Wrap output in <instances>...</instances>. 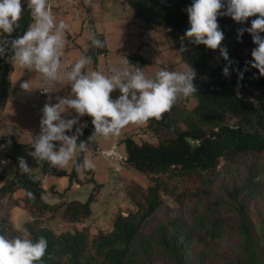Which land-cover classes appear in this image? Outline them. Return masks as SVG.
I'll return each mask as SVG.
<instances>
[{"label": "trees", "instance_id": "obj_1", "mask_svg": "<svg viewBox=\"0 0 264 264\" xmlns=\"http://www.w3.org/2000/svg\"><path fill=\"white\" fill-rule=\"evenodd\" d=\"M224 2L226 5V0ZM192 3L193 0H124V4L148 29H163L164 37L171 48L178 52L181 62L186 66L190 65L196 72L194 84L197 93L190 96L196 102L195 107L191 111L179 110L177 100L161 120L151 119L147 122V131L155 138V144L136 143L132 136L121 140L127 156L126 165L149 177L150 185L146 189L143 203L138 204L136 211L129 212L126 216L117 215L111 231L98 232L92 240H89L86 228L56 234L43 226L44 221L59 217L74 224L89 218L90 206L96 200L100 186L90 177L86 182L92 183L93 189L85 202L70 200L52 206L42 200L44 192L41 180L46 175H66L69 185L81 184L76 163L83 160L85 152L78 153L70 171L65 174L50 168L46 161L37 163L29 156L28 153L34 150L31 143H19L12 135L0 136V160L10 161L15 168L11 179L0 176V181L3 182L0 187V207L9 201L13 206H22L32 218L21 230H14L8 215L1 213L0 235L11 239L21 235L22 230L27 228L34 240L45 237L48 249L43 264H129L139 252H148L147 246L139 237L145 222L162 206V182L158 180L159 176L203 179L205 175L215 171L221 160L248 154L264 155V76L257 69L251 68L248 62L252 57L245 60L239 54L241 47L250 51L256 47L251 35L245 32L239 41L237 39V30L251 27V21L256 17H250L246 23L240 24L229 16H219L218 24L224 33V39L220 48L214 51L183 39L185 31L190 27L186 9ZM23 7L20 26L12 33L11 38L23 35L33 22L27 3ZM5 35L0 32V38ZM260 35L264 37V33ZM182 46L185 51H180ZM221 48L227 50L228 60L222 57ZM11 55L9 51L8 57L0 58V114L10 88L9 77L14 65ZM127 59L136 67L143 68L146 65V61L138 53L129 55ZM225 66H229L230 74L227 77L223 75ZM176 115L181 117L182 128L174 126ZM230 121L233 123L229 124ZM84 124L87 127H84L79 140L88 144V150L96 152L95 139L88 141L92 131L87 115ZM18 157L27 160L32 168L30 174L21 172ZM84 172L86 175L92 173L91 170ZM245 185L247 193L255 185L250 174ZM19 190L24 192L23 198L13 199V195ZM236 215L238 255L228 264H264V215H259L257 222L252 223L245 203L237 205ZM171 226L174 231H178L175 223ZM219 230V224L213 223L212 238L219 236ZM173 236L167 238L159 233L155 243L169 262L184 264L182 245L190 240V236L183 231L178 237Z\"/></svg>", "mask_w": 264, "mask_h": 264}, {"label": "clouds", "instance_id": "obj_2", "mask_svg": "<svg viewBox=\"0 0 264 264\" xmlns=\"http://www.w3.org/2000/svg\"><path fill=\"white\" fill-rule=\"evenodd\" d=\"M27 8L33 23L23 35L11 38L20 26L24 11L22 0H0V32L6 34L0 38V58L8 57L11 51L12 63L40 74L41 79L35 87L29 81L21 84L26 91L38 88L47 94L57 83L71 87L69 97H56L58 102L53 104L49 96V102L42 108L40 133L31 137V148L34 150L28 153L37 163L46 161L50 168L63 170L76 161L78 152H87L88 144L79 140L87 124L76 127L72 135L66 134L73 132L79 117H92L94 132L88 141L97 136L107 139L119 136L126 126H143L151 119L161 120L179 98L197 93L194 84L196 72L190 65L181 71L160 70L154 77H148L142 68L130 65L124 59L121 68L110 67L106 75L99 71L85 73L83 69L91 63V57L81 56L65 69L61 57L66 44L67 25L63 21L56 22L49 0H27ZM186 11L190 27L183 39L214 51L220 48L224 39L218 24L219 16H229L240 24L256 17L251 21V27L237 30V39L239 41L245 32L251 35L256 47L252 49V60L248 63L264 76V37L260 35L264 33V0H226V5L224 0H193ZM88 39L93 47H104L94 33H90ZM185 50L183 46L180 49ZM220 51L222 57L228 60L227 50L221 48ZM229 74V66H225L223 75L227 77ZM240 78H243V73ZM116 90L120 95L113 99L111 93ZM70 109L77 117L62 118V114ZM17 159L21 172L30 174L32 168L27 160L24 157ZM94 167L93 160L87 156L76 163L77 171ZM255 179L264 181V173ZM29 196L34 198L32 193ZM47 249V239L41 236L34 240L27 228L11 239L0 235V264H43Z\"/></svg>", "mask_w": 264, "mask_h": 264}, {"label": "crops", "instance_id": "obj_3", "mask_svg": "<svg viewBox=\"0 0 264 264\" xmlns=\"http://www.w3.org/2000/svg\"><path fill=\"white\" fill-rule=\"evenodd\" d=\"M49 2L52 5V13L56 22L63 21L67 25L66 44L61 57L62 67L65 69L70 68L81 56H87L91 57V63L83 69L85 73L99 71L107 75L110 67L121 68L122 61L135 53L146 61L142 70L148 77H154L160 70L181 71L186 67L181 62L178 52L171 48L169 41L164 37L163 29H148L124 4V0H49ZM26 3L27 0H22L23 5ZM90 33H94L104 43V47H93L88 39ZM101 49L104 52H99ZM129 64L135 66L132 63ZM40 79V74L34 70H25L18 65H13L9 77L10 88L7 101L0 114V136L12 135L19 143L30 144L31 137L40 133L42 108L45 103L49 102V96L52 97L50 102L53 104L58 102L56 97L70 96V85L62 83L51 87L52 92L42 97L37 95L38 88L30 91L21 88L24 81H29L30 85L35 87ZM119 95V90L111 93L113 99ZM34 104L37 106L33 107ZM76 117L77 114L71 109L62 114V118L65 119ZM88 118L93 134L92 117L88 116ZM84 121L85 116L79 117V123L74 125L73 132L66 134L72 135L76 127L83 125ZM146 127L147 123L143 126L129 125L121 131L119 136L107 139L97 136L95 138L97 150L107 149L116 142L124 151L121 140L129 136H132L136 143L155 144V138ZM85 156L93 160L95 167L91 169V175H86L84 169L78 171L81 184L69 185L66 175H46L41 180V188L44 192L42 200L44 196L47 197L53 202L52 206L62 201H81L80 198L86 197L93 189V184L86 182L90 177L100 186L95 201L102 207L97 208L96 215L93 216L91 212L90 217L80 223H59L58 227H70L62 232L88 228L91 233L92 227L102 226L107 220H110L112 225L117 215L126 216L132 211L135 198L138 195L141 196L142 191L144 192L149 186L147 177L133 171L128 165H123L119 172H115V166L96 152L88 150L84 153ZM72 165L73 163H70L60 171L68 173ZM14 173L15 168L10 161L0 160V176L11 179ZM2 185L3 182L0 181V187ZM23 196L24 192L19 190L15 192L13 199L21 200ZM4 205L9 211V221L14 230H21L26 222L32 220L29 212L22 206H13L9 201H6ZM59 220H61L59 217L45 220L43 226L56 234L62 233L55 229Z\"/></svg>", "mask_w": 264, "mask_h": 264}, {"label": "rangeland", "instance_id": "obj_4", "mask_svg": "<svg viewBox=\"0 0 264 264\" xmlns=\"http://www.w3.org/2000/svg\"><path fill=\"white\" fill-rule=\"evenodd\" d=\"M239 54L245 60L252 57L251 51L245 47L239 49ZM195 105V100L190 97L178 99L179 110L191 111ZM231 123L233 121L229 122ZM174 126L183 127L179 115ZM262 173H264V155L248 154L221 160L215 171L205 175L203 179L159 176L158 180L162 182V206L145 222L139 237L147 246L148 252H139L129 264H173L163 256L155 241L159 233L171 238L174 237L173 235L178 237L182 231L190 236V240L182 245L181 254L184 264H228L234 261L238 255L239 244L235 229L237 205L245 203L250 220L254 224L259 215H264V181L255 179ZM248 174L255 181L249 193L245 190ZM147 179L149 180V177ZM90 191L86 197L80 198V202L88 199ZM141 194L135 198L131 212L136 211V206L143 203L146 190ZM43 202L53 204L45 196ZM101 207L100 203L94 201L90 206L92 215L95 216L97 208ZM8 212L5 205L0 207V214L4 213L9 217ZM59 223L68 222L59 220L55 226L58 232L70 228L58 227ZM172 223L176 224L178 231L172 229ZM213 223H218L220 227L217 238H212L211 235ZM86 229L89 240H92L98 232H110L108 230L112 229V225L111 221L107 220L102 226L92 227V234L89 233L88 228Z\"/></svg>", "mask_w": 264, "mask_h": 264}, {"label": "built area", "instance_id": "obj_5", "mask_svg": "<svg viewBox=\"0 0 264 264\" xmlns=\"http://www.w3.org/2000/svg\"><path fill=\"white\" fill-rule=\"evenodd\" d=\"M50 3V2H49ZM51 4V3H50ZM52 10V5H51ZM33 23V22H32ZM25 70H29L23 68ZM38 97L45 96L46 94L42 92L41 89L37 90ZM37 105L34 104L33 107ZM96 153L108 160L109 163L115 166L114 171L119 172L123 165H126L127 156L125 152L120 148L118 143H113L109 148L104 150H96Z\"/></svg>", "mask_w": 264, "mask_h": 264}]
</instances>
